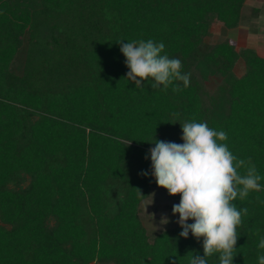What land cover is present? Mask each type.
<instances>
[{"label": "trees", "instance_id": "16d2710c", "mask_svg": "<svg viewBox=\"0 0 264 264\" xmlns=\"http://www.w3.org/2000/svg\"><path fill=\"white\" fill-rule=\"evenodd\" d=\"M246 2L0 0V264L203 257V240L183 238L179 223L151 239L141 207L154 189L180 200L157 185L151 149L155 140L182 144L181 125L193 120L224 131L264 187V56L229 39L215 43L211 32L216 21L238 29ZM149 39L181 61L189 86L137 89L127 80L118 42ZM262 202L264 190L234 201L247 214L233 264H258L264 254ZM207 261L219 264V254Z\"/></svg>", "mask_w": 264, "mask_h": 264}, {"label": "clouds", "instance_id": "9594fccd", "mask_svg": "<svg viewBox=\"0 0 264 264\" xmlns=\"http://www.w3.org/2000/svg\"><path fill=\"white\" fill-rule=\"evenodd\" d=\"M118 43L129 69L127 80L137 89L145 82L154 90L163 85L166 91L177 81L189 86L190 75L182 72L179 59L164 54L162 42L149 39ZM179 90L178 85L173 87V91ZM181 127L182 144L155 140L151 162L156 183L170 196L180 197V203L173 206L183 229L180 235L187 239L191 233L198 241L203 240V257L192 255L190 264H208L207 258L216 254L219 264H233L240 238L237 229L242 224V212L247 214V209L241 211L234 201L264 190L262 177L251 158L238 159L229 150L224 131L195 120ZM241 169L245 171L241 173ZM190 220L193 223L189 224ZM161 223L168 220L164 218ZM258 247L264 249V238ZM258 264H264V254L258 256Z\"/></svg>", "mask_w": 264, "mask_h": 264}, {"label": "rangeland", "instance_id": "374dc122", "mask_svg": "<svg viewBox=\"0 0 264 264\" xmlns=\"http://www.w3.org/2000/svg\"><path fill=\"white\" fill-rule=\"evenodd\" d=\"M211 32L213 35L212 41L215 43L229 39L238 50L252 48L260 56H264V0H247L243 12V21L238 29H226L220 22L216 21L212 26ZM24 55L25 49H21L15 59L14 67L16 68L14 69L18 72L23 69ZM20 66L21 69L19 70ZM234 71L238 77L244 75L246 66L243 59L239 60ZM208 88L213 91L215 83H209ZM179 203L180 200H170L159 189L152 191L150 198L141 207V217L151 239L157 234L177 225L179 215L173 214V206ZM164 218L168 220L167 224L161 223Z\"/></svg>", "mask_w": 264, "mask_h": 264}]
</instances>
